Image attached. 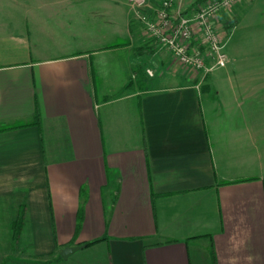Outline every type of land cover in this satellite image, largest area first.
<instances>
[{"label": "crops", "instance_id": "obj_1", "mask_svg": "<svg viewBox=\"0 0 264 264\" xmlns=\"http://www.w3.org/2000/svg\"><path fill=\"white\" fill-rule=\"evenodd\" d=\"M195 74L126 0H0V264H264V85Z\"/></svg>", "mask_w": 264, "mask_h": 264}, {"label": "built area", "instance_id": "obj_2", "mask_svg": "<svg viewBox=\"0 0 264 264\" xmlns=\"http://www.w3.org/2000/svg\"><path fill=\"white\" fill-rule=\"evenodd\" d=\"M242 0H204L190 10L172 11L174 0H126L143 33L155 40L182 67L210 73L223 68L228 55L215 24L221 13ZM146 73L152 76L147 70Z\"/></svg>", "mask_w": 264, "mask_h": 264}, {"label": "rangeland", "instance_id": "obj_3", "mask_svg": "<svg viewBox=\"0 0 264 264\" xmlns=\"http://www.w3.org/2000/svg\"><path fill=\"white\" fill-rule=\"evenodd\" d=\"M195 2L196 0H185L183 3L182 0L180 10H190ZM218 17L215 28L228 55L226 66L219 69L230 67L237 75L243 73L240 79H243L246 84L264 85V0H242L232 10L221 13ZM184 69L192 72L187 68ZM207 74L209 73L203 71L196 72L195 82L203 86L207 81ZM143 75L142 72L139 73L138 78L135 76L132 81L155 80Z\"/></svg>", "mask_w": 264, "mask_h": 264}, {"label": "water", "instance_id": "obj_4", "mask_svg": "<svg viewBox=\"0 0 264 264\" xmlns=\"http://www.w3.org/2000/svg\"><path fill=\"white\" fill-rule=\"evenodd\" d=\"M83 247L84 246H66L59 252V256L61 259L66 260L69 256L79 251Z\"/></svg>", "mask_w": 264, "mask_h": 264}, {"label": "trees", "instance_id": "obj_5", "mask_svg": "<svg viewBox=\"0 0 264 264\" xmlns=\"http://www.w3.org/2000/svg\"><path fill=\"white\" fill-rule=\"evenodd\" d=\"M202 1H204V0H196V2L194 3V4H196V3H200V2H202ZM38 116H36V122L38 121ZM92 243H95V242H91V243H89V244H87V245H90V244H92Z\"/></svg>", "mask_w": 264, "mask_h": 264}]
</instances>
